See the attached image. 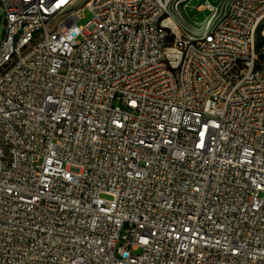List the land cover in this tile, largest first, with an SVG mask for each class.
Listing matches in <instances>:
<instances>
[{"label": "built area", "instance_id": "built-area-1", "mask_svg": "<svg viewBox=\"0 0 264 264\" xmlns=\"http://www.w3.org/2000/svg\"><path fill=\"white\" fill-rule=\"evenodd\" d=\"M0 7V264H264V0Z\"/></svg>", "mask_w": 264, "mask_h": 264}, {"label": "rangeland", "instance_id": "rangeland-1", "mask_svg": "<svg viewBox=\"0 0 264 264\" xmlns=\"http://www.w3.org/2000/svg\"><path fill=\"white\" fill-rule=\"evenodd\" d=\"M228 0H168V15L175 19L181 30L188 36H199L203 31L206 22L211 16L208 6L214 5L219 8V13L224 8ZM0 16H3L0 7ZM91 14L89 11L84 13L79 24L85 23ZM4 22L0 26V42L4 36ZM256 52L259 61L264 63V19L262 20L256 36Z\"/></svg>", "mask_w": 264, "mask_h": 264}, {"label": "bare ground", "instance_id": "bare-ground-1", "mask_svg": "<svg viewBox=\"0 0 264 264\" xmlns=\"http://www.w3.org/2000/svg\"><path fill=\"white\" fill-rule=\"evenodd\" d=\"M170 22H171L173 27L178 28L180 30V27H179V25L175 19L171 18Z\"/></svg>", "mask_w": 264, "mask_h": 264}]
</instances>
